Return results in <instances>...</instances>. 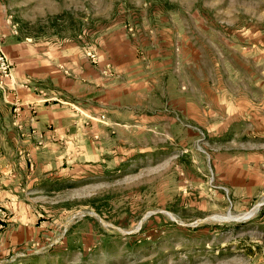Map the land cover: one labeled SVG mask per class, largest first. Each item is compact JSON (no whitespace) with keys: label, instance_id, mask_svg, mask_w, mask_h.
<instances>
[{"label":"rangeland","instance_id":"1","mask_svg":"<svg viewBox=\"0 0 264 264\" xmlns=\"http://www.w3.org/2000/svg\"><path fill=\"white\" fill-rule=\"evenodd\" d=\"M6 134L0 264H264V0H0Z\"/></svg>","mask_w":264,"mask_h":264},{"label":"crops","instance_id":"2","mask_svg":"<svg viewBox=\"0 0 264 264\" xmlns=\"http://www.w3.org/2000/svg\"><path fill=\"white\" fill-rule=\"evenodd\" d=\"M21 94L23 97H25L28 94L33 96L35 94V92L30 88H23L21 90ZM1 127L5 128L3 125H1ZM19 141H20V138L17 135L11 136L10 134H6L5 136H3V139H0V143L3 147L2 155L0 156V159H1L0 168L1 167L5 168L6 166H8V164L3 159V158H8L7 156H10V157H18L19 156L22 158H24L26 156L25 152L28 150V148H26L24 150L19 148V150H18L17 147L19 145ZM22 142H24V140H22ZM9 171H11V169ZM6 189H11V191H12L11 186L8 185L7 183H3V180H1V177H0V194H3V192L6 191Z\"/></svg>","mask_w":264,"mask_h":264}]
</instances>
